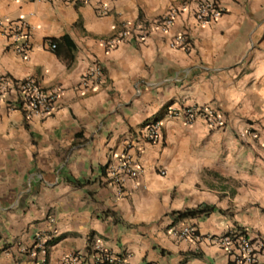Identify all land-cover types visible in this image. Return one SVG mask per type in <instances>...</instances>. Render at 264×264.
Wrapping results in <instances>:
<instances>
[{"label":"crops","instance_id":"crops-1","mask_svg":"<svg viewBox=\"0 0 264 264\" xmlns=\"http://www.w3.org/2000/svg\"><path fill=\"white\" fill-rule=\"evenodd\" d=\"M183 1L0 0L3 25L30 29L26 54L0 31V74L62 89L47 119L13 109L14 94L0 105V264H36L39 237L52 239L47 264L95 241L128 264H230L208 237L243 230L264 239V0H218L225 14L209 24L194 18L201 0H189L168 33L105 45ZM185 30L193 48H171ZM96 62L104 79L85 89ZM210 105L222 129L168 115L169 107ZM152 122L160 123L157 143L144 138ZM135 135L128 153L142 174L121 188L107 184V166ZM200 206L215 212L178 218ZM186 225L198 239L174 235Z\"/></svg>","mask_w":264,"mask_h":264},{"label":"built area","instance_id":"built-area-1","mask_svg":"<svg viewBox=\"0 0 264 264\" xmlns=\"http://www.w3.org/2000/svg\"><path fill=\"white\" fill-rule=\"evenodd\" d=\"M36 2H51L52 0H34ZM64 2H74L75 0H63ZM189 0L183 1L177 7L171 8L166 15L157 18L152 22L141 21L134 28H122L112 38L106 40L105 45L115 46L117 43L126 41L130 38L143 40L152 30L158 29L163 33H168L175 24L176 20L183 12ZM99 11L107 14V8L101 7ZM225 7L218 0H201L194 13V18L198 24H209L219 20L225 14ZM0 31L8 39L13 40L14 47L19 54H26L29 46V27L21 21L8 22L3 25L0 20ZM170 46L173 49L189 52L193 48V40L189 30H185L174 36L170 40ZM53 44L51 49H55ZM104 79V68L96 62L89 72L82 79V85L85 89H92L99 86ZM14 94L15 99L11 102L12 108L20 110L27 118L38 117L47 119L55 114L59 109V102L62 95L60 87L44 88L36 79L29 78L17 80L8 74H0V105L6 96ZM168 115L173 118L184 120L187 124H192L199 118L206 120L209 126L219 130L225 127V120L219 109L213 105L198 106L188 109L177 110L173 107L168 108ZM254 139L258 136L252 134ZM135 135L130 137L127 145V152L117 158L115 164H109L106 168L105 181L107 184L123 187L127 179H137L142 174V168L128 153L137 143ZM144 138L150 143H157L161 140L160 123L152 122L144 128ZM264 149V147H263ZM165 175V172L161 173ZM177 238L184 240L198 239L199 234L195 226L186 225L180 230L174 231ZM209 241L215 242L223 249L230 261V264H264V239H251L248 233L243 230H237L219 237H208ZM51 238H38L36 249L42 254V259L36 264H47L49 253V243ZM36 256V253L33 254ZM61 264H128V255L125 253L112 254L100 242H91L83 252H77L66 256Z\"/></svg>","mask_w":264,"mask_h":264},{"label":"trees","instance_id":"trees-1","mask_svg":"<svg viewBox=\"0 0 264 264\" xmlns=\"http://www.w3.org/2000/svg\"><path fill=\"white\" fill-rule=\"evenodd\" d=\"M63 41L70 43L68 36L64 37ZM213 212H215V209L213 207L200 206L199 208H197L195 210H188L186 212L179 213L178 218L182 219V218L196 217V216H202V215L208 216V215L212 214Z\"/></svg>","mask_w":264,"mask_h":264}]
</instances>
